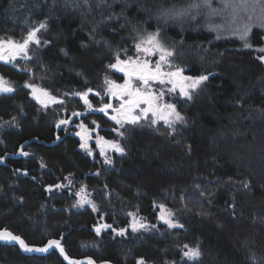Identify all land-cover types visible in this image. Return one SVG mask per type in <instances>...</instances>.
I'll return each mask as SVG.
<instances>
[{
	"label": "trees",
	"instance_id": "16d2710c",
	"mask_svg": "<svg viewBox=\"0 0 264 264\" xmlns=\"http://www.w3.org/2000/svg\"><path fill=\"white\" fill-rule=\"evenodd\" d=\"M187 2L107 0L111 7L88 11L66 6L65 0H0V37L21 41L40 22L47 24L37 33L41 43L29 46L28 58L0 61V75L14 86L0 94V157L24 145L22 156L0 165V229L36 245L64 236L69 255L117 264H137L141 257L147 264H264V60L258 49L264 31L255 23L248 37L252 47H244L222 12L209 15L203 9L195 19L167 21L158 16L161 8ZM133 26L141 32L159 28L178 66L209 77L191 98L174 100L186 121L175 132L161 122L127 124L120 137L125 151L104 165L79 148L72 128L57 123L73 111L84 112L72 93L103 92L106 75L121 79L106 66L115 63L118 50L134 54ZM27 83L58 96L63 107L40 104ZM89 100L101 104L94 94ZM97 113L80 117L105 122ZM82 183L96 190L97 212L75 207ZM159 204L184 227L124 235L112 228L93 230L102 215L121 229L133 210L154 221ZM186 244L199 245L198 260L182 258ZM0 264L65 262L56 251L26 255L0 242Z\"/></svg>",
	"mask_w": 264,
	"mask_h": 264
},
{
	"label": "snow or ice",
	"instance_id": "6c2138e0",
	"mask_svg": "<svg viewBox=\"0 0 264 264\" xmlns=\"http://www.w3.org/2000/svg\"><path fill=\"white\" fill-rule=\"evenodd\" d=\"M66 6L70 3L73 8L85 7L88 11H91L93 7L99 8L101 6L111 7L107 4V0H65ZM55 4V0H53ZM233 8L234 16L233 22L241 19L239 15V10H248L251 8L253 12L257 8L260 9V15L257 17V21L264 26V0H224L221 8H216L213 6V0H188L185 5L177 7L173 5L171 8H161L158 12V16L165 18V20H177L183 19L185 17H190L195 19L196 16L201 14L203 9H207L209 14H219L224 8ZM115 14L109 16L107 19H113ZM251 19V17H249ZM27 23V21H26ZM251 23H243L242 27L238 30L240 39L244 41V47H252L248 42L249 33L252 29ZM47 24L45 22H40L38 27H33L27 32V34L22 38L20 42L13 40L12 38L0 37V61L6 63H11L15 61L17 56H23L28 58L27 53L29 46L31 44L39 45L41 43L37 36L42 29H46ZM133 32L135 36L132 38L133 42L131 47L135 49L133 56L128 55V49H121L114 53L115 63L109 64L106 67L109 69H115L120 73L124 74L123 83L118 84L116 81L111 80L107 75L104 77L101 90L104 96L115 97L120 103L119 107L113 108L111 103H103L104 97L101 96V92L94 91L92 88H88L82 92H75L72 95L78 96L83 102L84 112L73 111L71 116L80 117L85 113L91 111L101 112L105 115L108 114L109 110H112L116 115H111L109 118L116 122L117 125L123 127L124 124H137L141 119L148 117L149 113L157 119H153L152 123L155 124L158 120H163L164 123L171 129L172 132L176 131L175 125L177 123H185V117L176 110V105L167 103L164 100L166 92H175L179 88L181 95L191 98V90H195L200 87V85L208 80V75H200L198 77L184 76V69L174 66L169 63V58L173 56V52L166 48L161 41V33L159 28L155 32H141L133 26ZM237 34V33H234ZM264 52V49H261ZM121 53L124 55V59H121ZM158 54V59L153 63L149 57ZM264 60V56L260 57ZM167 67L169 69L175 68L174 71H164L163 69ZM159 85L158 88H153L152 85ZM165 85H171L169 88H165ZM26 86L32 89V95L40 101L45 107L51 104H59L63 107L64 101L58 99L56 96H51L46 90L38 89L34 84H26ZM13 88L10 83L5 79L3 75H0V93L12 92ZM40 93V94H38ZM93 93L96 97H100L101 107L95 108L92 102L89 100V94ZM146 105L141 107V105ZM138 110L140 115H133V112ZM70 119H62L57 123V127L61 125H67L70 123ZM94 125L92 129H89L82 121L76 127L81 128L83 132H78L76 135L81 137L80 147L84 149L89 154L92 153L89 141L92 140L93 133L95 132V142L97 146L100 147V154H104V147L102 145L110 146L117 152L123 153L125 151L118 141L105 140L104 137L99 136L96 129L99 125L95 121H91ZM119 136L123 137L124 133L116 129ZM189 150L191 146H188ZM28 155V153H23ZM2 159V158H0ZM105 162L111 164L112 161L105 158ZM50 186V190H51ZM56 188L62 187V185H55ZM244 187H248L247 184ZM86 186H82L78 196H81L78 204L81 206L83 204H91L92 208L96 209V204L90 199H87L85 195ZM161 215L160 219L163 220L170 228H183L182 224L175 222L172 217L173 213L166 212L165 206L160 205ZM134 217L131 229L135 232L139 229L148 227L144 223L135 219V214L130 213ZM111 228V225L102 224L96 228L97 234L100 233L101 229ZM127 229H120L119 234L124 235ZM0 240L7 242H16L19 244L20 248L25 251H38V252H48L49 249L56 248L59 252L68 259L65 249L61 244L59 239H49L43 247H36L35 245H30L20 236L13 234L7 228L0 229ZM182 258H187L188 260H198L202 252L199 245L195 247H190L188 245L183 246ZM253 260L255 257L253 256ZM71 264H78L76 261H72ZM137 264H147L143 257L137 260ZM167 264H176L175 261L167 262Z\"/></svg>",
	"mask_w": 264,
	"mask_h": 264
},
{
	"label": "rangeland",
	"instance_id": "374dc122",
	"mask_svg": "<svg viewBox=\"0 0 264 264\" xmlns=\"http://www.w3.org/2000/svg\"><path fill=\"white\" fill-rule=\"evenodd\" d=\"M213 1H214V3H215V4H213V6L215 5L214 7H216V8H221L222 4L224 3V0H213ZM236 2H239V0H236ZM206 11H207V9H206ZM221 12H222L224 15H226L227 17H229V20H231L232 23L235 24V30H236V33H237L238 36H239V34H238V30L242 27L243 23L247 22V23H251L252 25H254L255 23L260 24V23L257 21V17L261 14L259 8H257L255 12H253V11L251 10V8H249L248 10L240 9V10H239V15H240L241 19H238L236 22H233V16H234V9H233V8H230V7H229V8H224L223 11H221ZM221 12H220V13H221ZM207 14H209V12H207ZM209 15H210V14H209ZM213 15H214V14H213ZM216 15H217V14H216ZM249 17H251V19H249ZM261 26H262V25H261ZM262 28H263V31H264V26H262ZM13 40H14V39H13ZM15 41H17V40H15ZM17 42H20V41H17ZM258 49L260 50V52H262L261 49H264V33H263V45H262L260 48H258ZM169 50H171V49H169ZM171 51H172V50H171ZM172 52H173V51H172ZM262 53H263L262 56H264V52H262ZM129 56H133V55H129ZM124 58H125V57H122L121 59H124ZM158 58H159V57H158V54L155 55V56H151V57H149V59H150L153 63H155L156 60H157ZM18 59H26V58H24L23 56H17L16 59H15V61H13V62H11V63L16 62V60H18ZM3 62H4V61H3ZM169 63H171V64L174 65V66H178V65L172 60L171 57L169 58ZM178 67H180V66H178ZM180 68L184 69V72H183V75H184V76L198 77V76H192V75H189V74L186 73L185 68H183V67H180ZM114 70H115V69H114ZM163 70H164V71H174L175 68L169 69V68L165 67ZM116 71H117V70H116ZM119 73H120V72H119ZM121 74H122V77H121V79H120L119 81L114 80V81H116L118 84H122V83H123V77H124V74H123V73H121ZM199 76H200V75H199ZM208 77H209V75H208ZM5 79L10 83L11 87L14 89L13 84H12L7 78H5ZM110 79H111V78H110ZM111 80H113V79H111ZM203 83H204V82H203ZM203 83H202V84H203ZM27 84H32V83H27ZM202 84H201V85H202ZM34 85H36V84H34ZM36 86H37L38 89L46 90V89L42 88V87L39 86V85H36ZM152 87H153V88H158L159 85H157V84H153ZM164 87H165V88H169V87H171V85H165ZM195 90H196V89H195ZM195 90H191V97H192V95L194 94ZM46 91H47L51 96H55V95L51 94L48 90H46ZM94 91H96V90H94ZM99 92H100V91H99ZM6 93H7V92H6ZM0 94H1V93H0ZM38 94H40V93H38ZM92 94H93V93H90L89 96L92 95ZM31 95H32V89H31ZM101 96L104 97V99H103V103H111V104L113 105V108L119 107V103H120V101H119L117 98H115V97H109V96H104V93H103V92H101ZM32 97H33L34 99H36L33 95H32ZM56 97H57L58 99H60L58 96H56ZM176 98H188V97H185V96L181 95L180 92H179V88H177L175 92H166V95H165V97H164V100H165V102H167V103H171V104H175V105H176V103L174 102V100H175ZM98 99H99V102H101L100 97H98ZM188 99H189V98H188ZM36 100H37V99H36ZM60 100H61V99H60ZM37 101L40 103L39 100H37ZM40 104H41V103H40ZM49 104H51V103H49ZM145 106H146V105H143V104L141 105V107H145ZM94 107H95V108H99V107H101V104L98 105V106H94ZM176 110L179 112V110H178V108H177V105H176ZM97 114H99V118L103 117L104 119H106L105 122L100 121V119H98V118L95 117V116L90 117L89 119H83V118H81V117H78L76 120L71 121L70 123H68L67 125H65V127H66L67 129H68V128H69V129L72 128L71 132H73V133L76 134V133H78L79 131L82 130L81 128L76 127V125L80 124L81 121H82L85 125H87V127H88L89 129H92V128L94 127V125L91 123V121H95L96 124L99 125V128L96 129V131L99 133V136L104 137L105 140L118 141L119 144L121 145V143H120V137H121V136L118 135L116 129L119 128V131L122 132V129H123L127 124H130V123H126V124H124L123 127H120L119 125H117L115 121H113V120H111V119L109 118L111 115H116V113L113 112L112 110H109V112H108L107 115H105L104 113H101V112H99V113H97ZM133 115H140V113H139L138 110H136V111L133 112ZM72 117H73V116L69 115V117H68L67 119H70V120H71ZM153 119H157V118H156V117H153V116L151 115V113H149V115H148L147 118H145V119H141L140 121L143 120V121H149V122L152 123V120H153ZM160 122H161V123H164L163 120H158L157 123H160ZM157 123H155V124H157ZM164 124H165V123H164ZM165 125H166V124H165ZM93 137H94V138H93L92 140L89 141L90 147H91V149H92V153H91V154H89L88 152H86L84 149H82V148L80 147L81 140H79V148L82 149L84 152H86L88 155H91V156H94V157L98 156L99 159L101 160V162H102L104 165H109L108 163L105 162V158H106V157L112 161V160H113V157H114L115 154H122V153H120V152L115 151V150L112 149L110 146L102 145V146L104 147L105 151H104V154L101 155V154H100V147L97 146V144H96V142H95V132L93 133ZM121 146H122V145H121ZM122 147H123V146H122ZM82 186H86V192H85L83 195H85L87 199H90L92 202H94V203L96 204V209H95V211L97 212V211H98V208H99V201L95 198V196H96L95 191H96V190H93V189L89 188L87 184L82 183V184L80 185V187H79L77 193L80 192ZM80 199H81V196H78V195H77V198H76V201H75V207H78V208H79V207L90 206V207L92 208L91 204H87V203H86V204H83L82 206H81L80 204H78V201H80ZM160 205H162V204L156 205V207H155L156 212H157V217H156L157 219H155L154 221L151 220L148 216H145V215H142V214L138 213V211H136V210L128 211L127 216H128V220H129V222H128V224H127L126 226H124V227L121 228V229H127V230H130V231L134 232V231L131 229V227H130V225H131L132 222H133L134 217H133L132 215H129L130 213H134V214H135V219H136V220H138V221H140V222H142V223H144L145 225L148 226V227H146V228L139 229V230L135 231V233H140V234H141V233H150V232L153 233V232H162L164 229H172V228H170V227L168 226V224H166L163 220H161V219L159 218L160 215H161ZM164 206H165V205H164ZM165 211H166V212H171V213H173V211L170 210L169 208H167L166 206H165ZM173 214H174V213H173ZM105 218H106L105 215H102V216L99 218V221H98V223H97L95 226H100V225H102V224H107V225H111V228H112V229H116L117 232H119L120 229H117V226L114 225L113 223L107 222ZM172 219H173L175 222H178V223H179V221L176 219L175 215H173ZM160 222H162L163 225H160ZM179 224H180V223H179ZM177 228H179V227H177ZM186 245H188V246H190V247H195L194 245H189V244H186ZM183 246H184V245H183ZM182 249H183V248H182ZM183 250H184V249H183Z\"/></svg>",
	"mask_w": 264,
	"mask_h": 264
},
{
	"label": "water",
	"instance_id": "95a60500",
	"mask_svg": "<svg viewBox=\"0 0 264 264\" xmlns=\"http://www.w3.org/2000/svg\"><path fill=\"white\" fill-rule=\"evenodd\" d=\"M79 132H83V130H81V131H79ZM76 136H77V138H78L79 140H81V137H80V136H78V135H76ZM23 148H24V145L21 146V148L19 149V152H18L17 154L7 153V154H5L4 156L0 157V158H2V159H0V165H1V164H5L6 159H7L8 157H20V156H22ZM97 227H99V226H95V227L93 228V230L96 231V228H97ZM4 229H5V228H4ZM8 230H9V229H8ZM9 231H11V232H12L13 234H15V235L20 236L22 239H24V240L27 242V240H26L23 236H21L20 234H17V233H15V232H13L12 230H9ZM51 239H59V240H61V244H62V246H63L64 236H61V237H59V238H51ZM0 242H1V243H7V244H10V245H16V246L20 249V251H21L22 253L26 254V255H46V254H48V253H50V252H52V251H56V252L59 254V256L63 259V261L65 262V264H71L72 261H76V262H78V264H117V263L112 262V261H110V260H101V261H98V260H96L95 258H93V257H91V256L73 257V256L69 255V253L66 251V249L64 248V246H63V248L65 249V252H66V254H67L68 259H65V256L62 255V254L59 252V250L56 249V248L49 249L48 252L25 251V250H23L22 248H20L19 244L16 243V242H7V241H2V240H0ZM27 243H29V242H27ZM46 243H47V241H46L43 245H36V244H31V243H29V244H30V245H35L36 247H43Z\"/></svg>",
	"mask_w": 264,
	"mask_h": 264
}]
</instances>
